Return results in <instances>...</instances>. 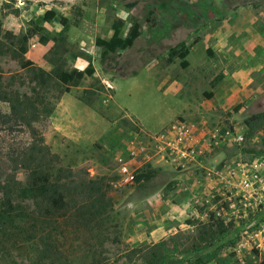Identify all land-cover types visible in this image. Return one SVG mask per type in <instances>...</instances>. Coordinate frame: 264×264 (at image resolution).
<instances>
[{
    "label": "rangeland",
    "instance_id": "1",
    "mask_svg": "<svg viewBox=\"0 0 264 264\" xmlns=\"http://www.w3.org/2000/svg\"><path fill=\"white\" fill-rule=\"evenodd\" d=\"M49 10L55 16L13 57L4 33L21 36ZM0 19V114L11 113L16 96L38 112L34 131L0 116L4 184L25 183L27 171L11 170L10 158L40 134L59 156L56 167L102 176L109 187L93 201L90 224L82 209L48 216L39 200L1 188L0 203L13 194L17 204L12 226L0 231L10 233L2 264H149L160 241L162 264H259L264 230L257 247L247 224L264 212V196L244 216L228 170L260 164L264 187V135L255 127L246 136L244 124L264 110V0H0ZM118 19L122 37L135 19L140 34L101 59L95 39L109 38ZM182 41L188 53L171 55ZM22 59L32 64L21 67ZM88 61L92 76L60 82L62 71ZM179 121L191 128L187 140L170 129ZM123 164L149 178L123 184ZM234 227L237 237L220 242ZM205 229L221 244L196 252Z\"/></svg>",
    "mask_w": 264,
    "mask_h": 264
},
{
    "label": "trees",
    "instance_id": "2",
    "mask_svg": "<svg viewBox=\"0 0 264 264\" xmlns=\"http://www.w3.org/2000/svg\"><path fill=\"white\" fill-rule=\"evenodd\" d=\"M55 16L54 11L49 10L45 15L39 20L38 24L35 25L31 30L21 36L14 35L10 31H6L4 35L13 41L15 44L10 43L7 45L8 51L15 58L23 56L26 52L24 44L26 41L36 32L42 30V22L49 21ZM59 22L62 26H66V19L60 17ZM2 21L0 19V30ZM122 27L121 20H115L112 23V34L109 38L96 37L95 44L101 48V59L104 58L108 53L115 52L117 49H125L130 47L134 40L139 36V23L134 20L128 29L126 36L122 37L120 35ZM17 47V48H16ZM1 51V48H0ZM169 53L171 55H178L183 58L188 53V48L185 47L184 42L178 43V45L173 46ZM32 64L29 59H22L20 62L21 67H26ZM186 64L183 61L182 65ZM95 72L94 66L91 61L85 65V67L79 69L73 67L69 71H62L58 75V79L64 85H77L79 81L84 76H92ZM1 78V74H0ZM0 97L2 95L0 94ZM12 102L11 113L10 114H0V116L18 120L20 123L25 124L27 127L32 128V122L38 117V112L32 108L31 104L23 98L18 96L8 99ZM244 124L247 127L246 136L250 137L253 134L254 128H261L264 135V110L253 113L244 120ZM16 158H10L14 162L11 170L24 169L27 171L25 183L21 184L20 181L16 182L13 189L8 188L3 182L4 170L0 165V189H8L13 193L15 190L18 192V196L23 199H37L41 202L42 211L48 216H59L67 209L72 206L81 210L86 217L83 218V223L90 224L95 218V211H99L93 207L96 200H103L106 197V193L109 190L108 184L104 177L90 178L86 172H73L71 169H66L62 167H56V163L59 160L57 153L52 152L48 145L44 143L43 136L37 134L33 137L32 141L25 145L17 152H13ZM10 176V173L7 174ZM145 178L148 179L149 175H143V173L137 174V181ZM13 195V194H12ZM12 195L5 199L0 205V231H6L5 224L9 222V227L12 226L13 221L11 220V214L16 210L17 204L14 203L15 195ZM81 202V203H79ZM91 207V208H90ZM92 208H94L92 210ZM223 227L228 230L227 226ZM16 228V227H15ZM230 232H226L223 239H218L220 242H228L234 239L239 234V227H234ZM15 232V230H14ZM19 233V232H18ZM200 238L204 241L203 245H195V251L198 252L200 249L204 250L212 247L214 244L220 245L221 243H216L208 232V229L203 231ZM10 239L9 234H0V264L2 260L6 258L5 249L6 246L4 242H8ZM217 241V240H216ZM158 247L159 250L154 252L152 259L149 258V264H162L166 254L161 250L164 249V242L160 241L152 248ZM201 256V255H199ZM199 256L197 258H199ZM259 264H264V256L259 260Z\"/></svg>",
    "mask_w": 264,
    "mask_h": 264
},
{
    "label": "built area",
    "instance_id": "3",
    "mask_svg": "<svg viewBox=\"0 0 264 264\" xmlns=\"http://www.w3.org/2000/svg\"><path fill=\"white\" fill-rule=\"evenodd\" d=\"M170 129L174 136L177 138V141L187 140L191 136V128L185 122H176L171 126ZM240 138L241 137H239V139ZM238 165L239 167L237 169L228 170V174L235 175V177L238 178V181L234 183V186L236 188L235 197L238 198L239 202L243 201L244 208L242 209V211L245 216L248 214L245 212L246 209L254 205L258 206L262 203L261 198L262 196H264V187L263 185L259 186V183H262L261 177L259 175V170L261 167L260 164L254 163L252 166H247L246 163L239 162ZM120 173L122 174L120 180L123 184L133 183L136 179V174L134 173V171L128 169L125 164L120 167ZM234 206L235 201L229 202L230 208L233 209ZM232 214V216H234V218L236 217V219L239 216L236 211H232ZM263 218L264 212L260 217H254V221H250L251 224L250 222L249 224H247V227L250 228L253 232L252 235L254 242L255 237H258V234L261 233L262 229L264 230V223H262ZM255 243L257 247H261V240Z\"/></svg>",
    "mask_w": 264,
    "mask_h": 264
},
{
    "label": "crops",
    "instance_id": "4",
    "mask_svg": "<svg viewBox=\"0 0 264 264\" xmlns=\"http://www.w3.org/2000/svg\"><path fill=\"white\" fill-rule=\"evenodd\" d=\"M27 49H28V47H27ZM31 60V59H30ZM77 68H83L84 66H85V63H83L82 65H78V63L75 65ZM81 66V67H80ZM64 100H65V95L64 96H62V99L60 100V104H63L64 103ZM77 106H79V105H77ZM88 110L89 109H87L86 110V112H88ZM90 112H91V114L93 115L92 117H94L95 119H99V118H101V116L97 113V112H95L94 110H92V109H90ZM102 120H103V118H101Z\"/></svg>",
    "mask_w": 264,
    "mask_h": 264
}]
</instances>
